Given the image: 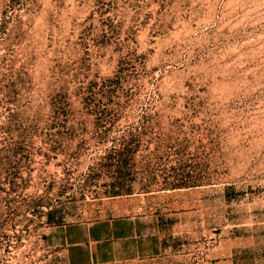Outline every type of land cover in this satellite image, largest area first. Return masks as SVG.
I'll return each mask as SVG.
<instances>
[{
    "label": "rangeland",
    "instance_id": "rangeland-1",
    "mask_svg": "<svg viewBox=\"0 0 264 264\" xmlns=\"http://www.w3.org/2000/svg\"><path fill=\"white\" fill-rule=\"evenodd\" d=\"M103 221L115 264H264V0H0V264Z\"/></svg>",
    "mask_w": 264,
    "mask_h": 264
},
{
    "label": "crops",
    "instance_id": "crops-1",
    "mask_svg": "<svg viewBox=\"0 0 264 264\" xmlns=\"http://www.w3.org/2000/svg\"><path fill=\"white\" fill-rule=\"evenodd\" d=\"M125 221H103L89 226L74 225L50 232L49 241L63 251L69 264H115L139 254L125 235Z\"/></svg>",
    "mask_w": 264,
    "mask_h": 264
}]
</instances>
